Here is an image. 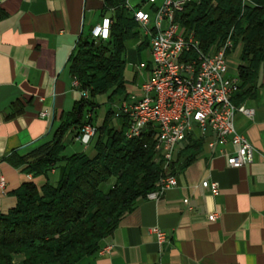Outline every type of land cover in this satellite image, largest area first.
Returning <instances> with one entry per match:
<instances>
[{
  "label": "crops",
  "instance_id": "1",
  "mask_svg": "<svg viewBox=\"0 0 264 264\" xmlns=\"http://www.w3.org/2000/svg\"><path fill=\"white\" fill-rule=\"evenodd\" d=\"M103 6L102 0H0V175L5 179L0 188V212L14 206L12 192L22 183L56 185L64 171L65 161L60 160L45 174L34 175L8 158L24 156L51 141L64 113L79 100L69 58L79 38L90 34L104 14L111 15ZM139 26L137 23L136 30ZM138 36L137 32V49L144 47L141 43L148 47L144 32ZM241 50V43H236L227 53L231 76L238 77ZM138 64L131 65V71H146L144 81L148 67L139 70ZM126 71L125 67L126 92L117 102L136 93L142 82L128 84ZM237 102L254 109L251 119L242 113L234 117L236 130L255 149L251 163L230 167L223 155L210 157L204 143L187 139L174 154L176 185L155 198L138 199L101 240L99 249L74 264H264L263 66L253 90ZM93 116L94 110L91 121L99 126ZM115 123L119 127L121 120ZM75 133L69 129L64 134L61 154L92 156L98 133L88 145L77 140ZM224 149L231 152L235 147L227 144ZM203 180L216 181L218 194L203 187ZM214 212L218 217L208 220ZM152 227L166 232L162 245L156 242ZM23 258L15 255L12 264H23Z\"/></svg>",
  "mask_w": 264,
  "mask_h": 264
},
{
  "label": "trees",
  "instance_id": "2",
  "mask_svg": "<svg viewBox=\"0 0 264 264\" xmlns=\"http://www.w3.org/2000/svg\"><path fill=\"white\" fill-rule=\"evenodd\" d=\"M103 3L104 10L113 8L109 37L81 36L69 58V73L87 97L80 95L64 113L51 141L24 156L8 158L34 175L45 174L60 160L65 161V169L56 185L45 182L38 187L26 181L12 192L14 206L0 212V264H12L15 255L24 257L23 264H74L94 254L120 217L138 199L155 191L163 176L154 160L152 131L126 137L125 119L119 127L111 123L113 109L96 126L92 156L61 154L64 134L69 129L77 134L87 121L86 112L98 105L97 95L108 94L112 103L114 95L125 91L124 51L127 42L137 38V22L124 0ZM175 19L183 31L194 33L205 52L219 48L226 38L231 39V48L241 43L240 82L232 95L238 104L239 98L253 90L259 68L264 67V0H191ZM108 182L107 188H101Z\"/></svg>",
  "mask_w": 264,
  "mask_h": 264
},
{
  "label": "built area",
  "instance_id": "3",
  "mask_svg": "<svg viewBox=\"0 0 264 264\" xmlns=\"http://www.w3.org/2000/svg\"><path fill=\"white\" fill-rule=\"evenodd\" d=\"M190 1L161 0L158 3V0H145L150 7L146 10L141 6L132 8L129 0H124L148 37L150 59L148 63L137 65L139 70L148 67V77L140 83L136 93L129 94L115 105L112 120L125 119V135L128 138L152 131L154 160L161 165L163 176L158 188L147 198H155L165 189L176 185L172 173L174 154L178 146L189 138L204 143L210 157L223 155L227 165L234 168L251 163L255 151L246 136L238 132L234 125L237 113L251 119L254 109L232 101V95L239 85L238 77L229 75L226 61L232 41L226 38L219 48L205 52L194 33L183 31L175 19V14ZM111 23V16L104 14L91 28V37L107 39ZM73 84L78 86L76 80H73ZM87 94L86 90L80 91L83 97H87ZM92 112H86L87 121L75 135L83 145H88L97 132L91 121ZM40 114L45 116L47 112ZM112 125L116 126V123ZM227 144L235 149L226 151L224 146ZM4 185L5 179L0 175V188ZM201 185L209 188L212 194H218L216 181L203 180ZM217 217L218 213L214 212L208 215V220ZM151 231L159 245L166 241L164 230L152 227Z\"/></svg>",
  "mask_w": 264,
  "mask_h": 264
},
{
  "label": "rangeland",
  "instance_id": "4",
  "mask_svg": "<svg viewBox=\"0 0 264 264\" xmlns=\"http://www.w3.org/2000/svg\"><path fill=\"white\" fill-rule=\"evenodd\" d=\"M142 7L145 9H148V5L145 2L142 3ZM137 32L139 35L138 37L139 38L142 37L143 32H144V28L139 26L137 29ZM124 58H125V67L127 69V71L125 72V76L126 75L128 76V78L126 76L128 84L133 85V84L140 83L144 79V77L146 75V71L143 70L141 72L134 73V70L131 71V65H133V67L135 68L136 64H138L140 62H146L150 59L148 47L144 46L143 48L138 50L136 41L130 40L126 44V49L124 51ZM135 74H136V76L134 78ZM125 92H126V90L121 95H118V96L114 95L112 103L108 101V98H107L108 94L97 95L96 96V102L98 105L94 109L93 122L95 124L101 123L103 120V117H104V113L108 109H111V108L114 109L115 105L118 104L117 99L119 97H122L125 94ZM111 123H115V121L112 120V115H111ZM110 184H111V182H108L107 184L102 183L101 188H107Z\"/></svg>",
  "mask_w": 264,
  "mask_h": 264
},
{
  "label": "water",
  "instance_id": "5",
  "mask_svg": "<svg viewBox=\"0 0 264 264\" xmlns=\"http://www.w3.org/2000/svg\"><path fill=\"white\" fill-rule=\"evenodd\" d=\"M145 0H129V4L130 6L133 7H137L139 6L141 3H143Z\"/></svg>",
  "mask_w": 264,
  "mask_h": 264
}]
</instances>
